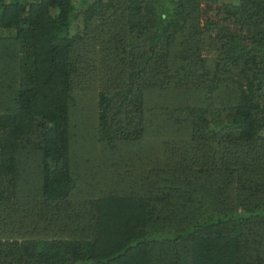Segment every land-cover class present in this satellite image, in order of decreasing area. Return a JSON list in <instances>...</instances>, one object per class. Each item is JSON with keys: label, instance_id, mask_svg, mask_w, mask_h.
Returning <instances> with one entry per match:
<instances>
[{"label": "trees", "instance_id": "trees-1", "mask_svg": "<svg viewBox=\"0 0 264 264\" xmlns=\"http://www.w3.org/2000/svg\"><path fill=\"white\" fill-rule=\"evenodd\" d=\"M0 73V201L73 212L0 215V264H264V0H0ZM73 89L140 188L71 200Z\"/></svg>", "mask_w": 264, "mask_h": 264}, {"label": "rangeland", "instance_id": "rangeland-1", "mask_svg": "<svg viewBox=\"0 0 264 264\" xmlns=\"http://www.w3.org/2000/svg\"><path fill=\"white\" fill-rule=\"evenodd\" d=\"M12 67L8 68V71ZM3 73H0V77ZM102 88L98 85L95 90ZM89 93L83 96V99L78 103H74L75 93L77 90H71V98L68 108V124H69V144L70 152L68 158L69 171L74 177L73 194L71 200L75 198L77 202L83 203L85 200L97 198L103 193H123L135 190L140 185L139 177L133 175L136 166L127 165L119 162V159H124L122 156L124 150L115 149V152L107 150L99 141L96 132V118H97V102L96 96L93 92L86 90ZM196 99H200V95ZM153 134L150 132L145 133L142 142L146 145L155 142ZM169 140L170 147L176 146L177 139L175 134L170 131L166 134ZM166 141V139L164 140ZM164 142L156 145L163 147ZM118 146V144H117ZM121 146V145H119ZM35 154V153H34ZM117 154H120L118 156ZM36 156L27 154L25 150L19 152L18 167L21 172V179L30 181L31 186H39L40 171L35 160ZM165 156L161 155V159ZM37 159V157H36ZM141 163V162H138ZM142 170L151 168L145 167ZM131 176V177H125ZM138 179V182L134 180ZM27 188V187H26ZM140 188V187H138ZM23 198L6 200L0 203V215L3 219L12 218L13 216H21L25 214L38 215L41 217L39 220L45 224L46 216L50 215L56 222L67 221L70 215H73L72 210L64 203L50 202L45 200L41 194V189L24 190ZM44 200V201H43ZM79 209L81 206H76ZM38 217V218H39ZM50 222L52 220L50 219ZM41 225V224H39Z\"/></svg>", "mask_w": 264, "mask_h": 264}]
</instances>
